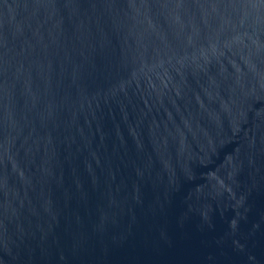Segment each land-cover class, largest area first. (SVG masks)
Instances as JSON below:
<instances>
[{
	"label": "water",
	"instance_id": "obj_1",
	"mask_svg": "<svg viewBox=\"0 0 264 264\" xmlns=\"http://www.w3.org/2000/svg\"><path fill=\"white\" fill-rule=\"evenodd\" d=\"M0 264H264V0H0Z\"/></svg>",
	"mask_w": 264,
	"mask_h": 264
}]
</instances>
